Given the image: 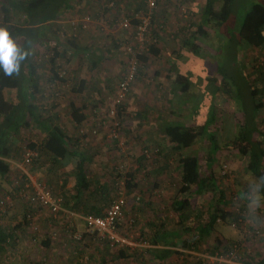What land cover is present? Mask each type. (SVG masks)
<instances>
[{
  "label": "rangeland",
  "instance_id": "1",
  "mask_svg": "<svg viewBox=\"0 0 264 264\" xmlns=\"http://www.w3.org/2000/svg\"><path fill=\"white\" fill-rule=\"evenodd\" d=\"M71 1L75 7L77 0ZM80 1L94 7L97 12V8L102 6L104 9L116 0ZM205 4L206 0H164L154 12L150 47L156 45L159 55L153 56L150 51L141 55L138 76L122 117L124 146L118 150L112 147V151L117 153L111 155L103 168L113 173V180L118 182L119 177L138 170L141 155L147 158L146 169L140 171L137 177L138 188L131 195H127L125 189L128 205L118 226L117 239L99 234L92 239L83 238L82 234L90 233L80 214L66 213L64 219L61 215L58 223L48 228L43 220L49 212L43 210L45 212L38 217L32 215L28 232L21 237L20 243H16L15 249L10 248L8 254L0 258V264H251L262 255L264 186L248 171L249 157L240 153L238 142L242 140L245 143L244 119L255 112L250 107L249 85L258 90L256 98L262 106L256 122L258 130L264 132V46L252 49L245 43L238 44L234 37L246 15L255 5L264 7V0H234L233 15L228 23L220 29L206 26L209 41L200 38L198 44L202 49L195 55L187 49L185 41L193 35L194 27L201 23ZM127 9H132L137 15L146 10L145 0H118V18ZM68 20L73 21L72 18ZM46 25L45 34L41 36L46 40L57 38L49 34L60 27L55 23ZM62 31L66 36L62 46L66 47L67 38H74V35L66 28ZM121 35L123 38L129 36L125 32ZM126 46V56L118 58L122 68L127 61ZM68 47L67 51L73 50V47ZM61 68L67 72L64 80L76 76L72 73L68 75L67 69ZM243 103L249 108L246 117L242 111ZM213 111L215 121L210 133L188 153L199 158L202 174L209 172L208 160L212 157L215 188L228 195L225 210L239 215L238 224L218 220L213 236L204 243L193 242L192 237L176 233H171L174 237L164 239V231L173 232L172 228L176 226L177 218L171 204L181 181L176 169L177 154L172 155L164 174L152 173L158 164L163 163V157H157L156 150L169 151L159 125L162 121H182L187 126H201ZM94 136V140L101 141L100 135ZM258 136L257 132H253L251 140L256 141ZM214 143L216 150L210 156ZM121 166L123 168L117 172L115 167ZM117 192L115 184L111 196ZM193 195L192 205L196 204ZM209 218L208 214L203 217L204 220ZM161 223L167 229L159 228ZM194 223L195 220H192V225ZM217 236L226 244L233 243V250L226 255L213 251ZM45 238H50L49 248L43 246ZM120 249L125 251L124 256L117 254ZM165 249L176 253L163 262L155 261L154 250Z\"/></svg>",
  "mask_w": 264,
  "mask_h": 264
},
{
  "label": "trees",
  "instance_id": "2",
  "mask_svg": "<svg viewBox=\"0 0 264 264\" xmlns=\"http://www.w3.org/2000/svg\"><path fill=\"white\" fill-rule=\"evenodd\" d=\"M71 3V0H0V14L2 16L0 18V29L6 30L9 39L16 45L18 49L16 52V56L18 57L17 63L19 65L18 71L14 69L11 74H5L2 64H0V187H2L3 182L9 184L11 188L13 187V190L9 193L11 202L17 197L21 198L18 191L14 189L16 188L14 182L11 181L13 168L5 159L9 157V152L12 151L11 138L22 128H29L30 126L29 121H25L23 117L24 111H27L28 117L34 120V124L43 127L44 137L40 142H29L26 148L38 152L40 159L42 157L47 158L44 162H41L40 159L33 161L31 170H35L34 168L40 169L39 162L43 165L48 163L50 165L48 173H53L50 174V179H52L55 178L54 175L58 174V171L66 169L62 173L64 179L63 185L60 188L65 190L70 180L73 182V185L70 189L72 197L69 201H67L66 192L60 194L63 197L65 205L69 206V202H72L75 208L72 209L80 212L82 215L93 214L101 216L103 212L102 207L109 203L112 190L116 184V180H113L114 174L110 173L109 179L107 177L108 174H105V177L101 180L102 177L91 168L94 159L91 149L86 148L80 139L69 137L59 127L48 126V119L44 121L41 114H35L37 107L34 105L33 100H28L24 88L21 85V82L22 84L25 83V76L22 75L25 63L27 61L26 65L31 64L28 42L37 38L39 27L59 20L60 16L67 9H73V4ZM77 4L80 5L81 1L77 0ZM233 4L234 0H206L205 7L202 10L201 23L194 27L195 31L193 35L185 41V46L191 53L195 55L200 53L202 49L198 44V42H201L200 38L207 42L209 41L210 35L206 30V26L220 29L228 23L233 15ZM62 29L60 28L54 31L53 36L57 37L58 31L63 32ZM234 40L238 44L245 43L252 49H259L264 46L263 6L255 5L251 12L246 15L244 23L241 24ZM75 41L73 37L67 38V45L63 48V52L66 48H69L68 46L76 49L77 44ZM60 44L62 45V43ZM150 53L153 56L159 55V50L156 48V45L150 47ZM21 55L23 58L19 59ZM55 56L59 58L61 54L56 52ZM54 62L55 59L51 60L53 69ZM33 74H35L34 71L30 72L32 76L31 81L34 80ZM26 83L28 82L26 81ZM82 86L83 81H80L77 92H82ZM249 89L251 94L250 107L255 112L248 119H244L243 138L246 141L245 143L242 140L238 142L239 151L243 155H248V171L259 179L262 186H264V132L257 129L258 125L256 122L262 104L257 102L258 90L253 85H249ZM9 90L16 91L15 103L8 102L5 97V92ZM242 106L244 117H246L249 115V108L244 103ZM125 108L124 114L126 111ZM71 117L77 124H80L85 119L79 109H73ZM214 121L215 113L213 111L209 119L201 126H187L182 121L175 123L162 121L159 125V131L162 137L165 138L169 151H163L162 149L156 150V156H162L163 163L162 165L158 164V167L152 173L154 175L164 174L169 167L172 155L177 154L179 160L176 169L178 170L181 181V187L175 200L171 204L173 213L177 218L176 226L172 228L173 232L168 233L164 231L162 236L164 239L172 238L174 237L172 234L176 233L178 236L187 235L192 237L193 242L204 243L213 236L214 226L218 220L223 223L238 224L239 215L229 213L225 210V202L228 199V195L224 191L215 188L216 177L212 168V157L208 160L207 168L209 172L202 174L199 158L196 155L188 153L207 133H210L209 130L211 125L214 124ZM253 132L259 134L256 141L251 140ZM211 138L214 141V137L212 136ZM213 145L209 153L210 156H213L216 150L215 143ZM13 151L15 150L13 149ZM146 162V156L141 155L138 159V170L126 174L127 195L133 194L138 188L137 177L140 171L146 169ZM68 167L70 168L68 169ZM50 186L54 185L51 184ZM192 193L196 197V204L194 205L191 203ZM250 202L249 200L248 203ZM0 212L2 214L3 211L0 210ZM206 214L210 215V218L204 220L203 217ZM31 217V213L24 212L21 215V222H18L14 228L9 229L8 231L10 232H5L0 228V254L4 253L6 255L10 248H16V241L12 233L17 229L24 228V226L27 227ZM192 220H195L193 225ZM159 228L167 229L163 223L159 225ZM96 234L84 233L82 237L92 239ZM233 245V243H224L217 236L215 237L213 251H219L221 255H226L233 250ZM43 246L45 248L50 247V238H45ZM154 251L156 253L153 256L157 262H163L170 258L173 253H176L167 249L160 250L159 252L158 250ZM117 254L124 256L125 251L120 249ZM251 264H264V251Z\"/></svg>",
  "mask_w": 264,
  "mask_h": 264
},
{
  "label": "crops",
  "instance_id": "3",
  "mask_svg": "<svg viewBox=\"0 0 264 264\" xmlns=\"http://www.w3.org/2000/svg\"><path fill=\"white\" fill-rule=\"evenodd\" d=\"M82 2H86V0ZM81 4L82 5L75 4V7L72 5L73 9H67L60 16L59 20L52 22L57 24L60 28H66L69 30L70 34L74 35V32L70 28L69 20H66L70 18L79 19L87 15L91 16L92 22L89 28L86 31H79L74 36L77 48H73L71 51L65 50L57 59L59 65L67 69L68 75L72 73L76 76L69 80H60L58 84L59 97L55 95L56 91H54V88H50V85L58 78L56 72L57 62H54L55 65L53 69L51 61L40 59L41 54L47 50L46 47L44 48L42 46L46 38L41 36L45 34L47 29V25H45V28L42 26L38 28L37 38L28 42L31 64L26 65L27 61L25 63V67L22 71V75L25 76V83L22 84L21 82V85L24 88L28 100H33L34 105L37 107L35 114H41L44 121L48 119V126L52 125L59 127L69 137L80 139L86 148L91 149L94 155L91 168L102 177L101 180H103L106 172L103 168L106 167V162L109 161L112 154L116 155L117 153L112 151V147L114 146L107 142L108 120L105 119V117L107 111L113 104L116 86L125 74V68L124 66L123 68L120 67L121 61L118 63V58H122L123 55H125V45L132 43L131 33L121 29L118 22L124 14L133 15L135 13L132 9H127V11H123L121 17L118 18V0L108 3L104 9L102 6L97 8V12L96 9L90 7L89 4L86 3L87 6L83 3ZM120 7H122L121 4ZM103 24H107L108 28L103 29ZM124 32L129 34V36L123 38L121 33ZM49 35H53V33ZM118 50L120 51L118 52ZM32 71L35 73L33 74V81H31L32 76L30 75ZM26 81L28 83H26ZM80 81H83V90L82 92H77ZM5 97L8 102L15 103L16 91H6ZM73 109H79L85 118L80 124H77L71 117ZM23 117L25 121H29L30 126L29 128H22L11 138L10 143L12 151L9 152V157L5 159L13 168L11 181L15 179L14 185L16 188L14 189L18 191V186L16 184L17 180L29 178L33 185L38 183L44 184L55 196H59L62 199L63 197L60 194L66 192L67 201H69L72 197L70 189L73 182L70 180L65 190L60 188L63 185L64 179L62 173L66 171V169L58 171V174H55V178H52V180L50 179V174L53 173H48L50 170V165L48 163L43 165L39 162L40 169L34 168L35 170L33 171L31 170L32 163L30 165H24L23 153L28 149L26 145L29 142H40L44 137V133L42 131L43 127L35 125L33 122L34 120L28 117L27 111H24ZM257 129L259 128L257 127ZM94 130L98 132L97 135L101 136V141L94 140L95 136L92 133ZM13 149L15 151H13ZM36 153L37 157L33 161L40 159V154L38 152ZM45 160H47V158L42 157L40 159L41 162ZM97 162L99 163L98 165H96ZM103 162H105V164ZM69 168L70 167H68V169ZM51 184L54 186H50ZM12 188L9 184L3 182L2 187H0V200L7 197L9 198V193L13 190ZM115 196L116 194L114 196L112 195L109 203L102 207V215ZM12 201L13 207L11 206L10 210L3 212L4 214L0 213V228L5 232L14 228L18 222H21L20 218L24 212L31 213V216L36 214L37 217L45 212L43 210L49 212L47 208L37 204L27 205L23 199L18 197ZM73 205L72 202H69V206H67L63 200L62 211L59 215L54 217L49 212L50 214H46V219L43 220V223L46 227L48 226V228L54 226L60 220L61 215L63 219L67 216L66 213L72 215L80 214V217L83 218L84 215L72 209L74 208ZM27 230H29V225L27 227L24 226L22 229H17L12 233L16 243H20L21 237L28 232ZM0 255L1 259L6 256L4 253Z\"/></svg>",
  "mask_w": 264,
  "mask_h": 264
},
{
  "label": "built area",
  "instance_id": "4",
  "mask_svg": "<svg viewBox=\"0 0 264 264\" xmlns=\"http://www.w3.org/2000/svg\"><path fill=\"white\" fill-rule=\"evenodd\" d=\"M164 0H145L146 10L136 14H124L119 20V26L121 29L131 33L132 43L126 46L127 61H125V74L116 86L113 104L106 113L105 119L108 120V132L107 142L112 144L115 148L121 149L124 146L122 138L123 124L122 117L124 116V108L127 102V98L134 85L139 70V64L141 55L150 51V35L152 30V19L154 12L158 5ZM92 19L90 15L79 19H73L70 22L71 29L74 32V36L79 31H86L91 24ZM103 29H107L108 25L103 24ZM66 39L63 32L58 31L57 38L46 40L43 42V47L47 48L46 52L41 54V58L46 61L54 60L57 62V76L58 78L50 85V88H54L55 95L59 97L58 84L61 79H65L67 72L62 70L56 58V52L61 54L63 52V46L60 44ZM42 44V43H41ZM43 51V49H42ZM94 135H97V131H92ZM147 154V151H145ZM37 157V153L26 149L23 153L24 165H30ZM150 157V155H147ZM121 167H116V171ZM122 174V172H120ZM125 177H119L116 186L118 192L110 205L104 211L103 215H84L83 220L87 225L90 234L97 233L99 235H106L109 238L117 239L116 234L120 221L123 218L124 209L127 207L128 202L125 197L126 182ZM19 196L29 205L37 204L41 207L47 208L52 216L57 217L62 211L63 199L59 196H55L44 184L38 183L33 185L32 182L27 179L17 180ZM11 206L10 198H5L0 201V210L5 212L7 208Z\"/></svg>",
  "mask_w": 264,
  "mask_h": 264
},
{
  "label": "clouds",
  "instance_id": "5",
  "mask_svg": "<svg viewBox=\"0 0 264 264\" xmlns=\"http://www.w3.org/2000/svg\"><path fill=\"white\" fill-rule=\"evenodd\" d=\"M17 51L18 49L13 41L9 39L7 31L0 29V64H2L5 74H11L14 69L18 71ZM22 58L23 56L21 55L19 59Z\"/></svg>",
  "mask_w": 264,
  "mask_h": 264
}]
</instances>
